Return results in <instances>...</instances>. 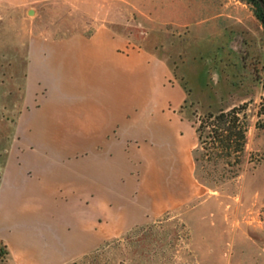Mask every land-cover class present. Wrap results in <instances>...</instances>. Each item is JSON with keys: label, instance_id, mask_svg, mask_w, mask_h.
Returning <instances> with one entry per match:
<instances>
[{"label": "rangeland", "instance_id": "374dc122", "mask_svg": "<svg viewBox=\"0 0 264 264\" xmlns=\"http://www.w3.org/2000/svg\"><path fill=\"white\" fill-rule=\"evenodd\" d=\"M100 27L142 47L146 60L131 57L128 67L116 58L110 85L101 58L103 77L96 84L85 68L74 75L79 81L72 90H55L49 72L37 83L39 91L33 88L35 44L77 33L89 37ZM160 61L169 66L170 78ZM263 94L264 29L244 1L0 0V218L8 223L29 214L32 205L55 202L90 212L92 158L108 150L91 145L92 129L114 114L116 135L128 126L141 130L126 144L129 169L145 190L148 209L163 197V211H148L145 221L101 235L89 252L65 264H264V128L256 115ZM246 102L247 144L235 178L205 184L193 163L186 171L182 153L177 168H166L175 159L169 142L177 132L197 147L200 114ZM52 117L70 119L59 131L62 138L84 144L47 146ZM204 170L203 176H231L222 168L210 175ZM81 171L83 185L70 192ZM52 175L64 183L57 194L37 185ZM121 208L129 213L128 204ZM3 231L0 264H16Z\"/></svg>", "mask_w": 264, "mask_h": 264}, {"label": "crops", "instance_id": "0c3cea01", "mask_svg": "<svg viewBox=\"0 0 264 264\" xmlns=\"http://www.w3.org/2000/svg\"><path fill=\"white\" fill-rule=\"evenodd\" d=\"M33 51L34 58L29 64V82L37 91V83L40 85L48 72L55 82V90L66 91L75 88L79 78L74 75L78 70L83 72L85 68L90 69L87 77L93 84L98 83L100 77L107 75L110 85V77L116 69V58L123 60L128 67L131 57H135L138 62L146 60L142 47H136L128 37L109 27H100L89 37L77 33L59 42L37 43ZM101 58L104 63L103 76L100 75L98 67ZM159 63L163 75L170 78L171 70L167 63ZM127 115L128 112H124L119 120L126 119ZM57 119L52 117L49 120L45 144L51 147L82 146V140L76 139L73 142L64 139L59 132L68 125L66 121L70 123V119ZM115 119V115L110 114L107 122L97 123L92 129L91 145L108 146V150L105 153L98 152L92 158L90 182L88 181L92 195L90 212L87 210L89 213L77 204L55 202L43 207L32 205L29 214L12 216L8 218V223L0 218V231L4 230V237L16 264H65L89 252L94 244L100 241L101 235H115L116 228L123 231L145 221L148 211L155 214L163 211V197L157 198L158 200L154 198L151 209H148L147 200L141 197L145 190L129 169L130 160L126 144L131 134L140 133L141 130H132L128 126L121 131V135H116ZM177 135L169 142L171 149L175 148V159L165 163L166 168L171 165V169L177 168L179 155L182 153L186 171H189L193 163L195 173V143H187L180 138V133L177 132ZM83 178V171L76 172L74 179L77 183H74L69 191L77 189L78 184L83 185ZM125 178L128 180L125 181ZM29 183L34 184L36 188V181ZM63 184L55 175L37 183L45 192L50 191V194H57ZM134 187L139 191L136 192ZM133 193L139 197L133 199ZM154 194L157 195L156 192ZM156 200L157 204L154 202ZM101 201L107 204L101 205ZM122 204H128L129 213L121 208Z\"/></svg>", "mask_w": 264, "mask_h": 264}, {"label": "trees", "instance_id": "16d2710c", "mask_svg": "<svg viewBox=\"0 0 264 264\" xmlns=\"http://www.w3.org/2000/svg\"><path fill=\"white\" fill-rule=\"evenodd\" d=\"M241 1L252 7L254 15L264 29V0ZM248 106L249 103L246 102L218 111H207L200 114L195 120L198 137V146L193 151L195 175L205 184L210 185L207 182H213L214 186H218L226 179L235 178L239 174L249 130ZM256 115L258 127L264 128V94L257 104ZM201 149H206L207 152L201 154ZM221 168L223 171H231V176H228L226 172L212 177L201 174L204 169L210 175L211 170Z\"/></svg>", "mask_w": 264, "mask_h": 264}]
</instances>
